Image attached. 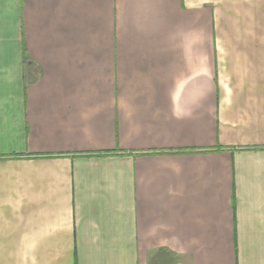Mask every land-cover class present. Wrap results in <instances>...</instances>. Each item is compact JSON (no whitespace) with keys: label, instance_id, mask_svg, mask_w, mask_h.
I'll use <instances>...</instances> for the list:
<instances>
[{"label":"crops","instance_id":"1","mask_svg":"<svg viewBox=\"0 0 264 264\" xmlns=\"http://www.w3.org/2000/svg\"><path fill=\"white\" fill-rule=\"evenodd\" d=\"M0 264H264V0H0Z\"/></svg>","mask_w":264,"mask_h":264}]
</instances>
